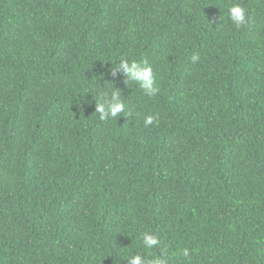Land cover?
I'll list each match as a JSON object with an SVG mask.
<instances>
[{
  "label": "trees",
  "instance_id": "obj_1",
  "mask_svg": "<svg viewBox=\"0 0 264 264\" xmlns=\"http://www.w3.org/2000/svg\"><path fill=\"white\" fill-rule=\"evenodd\" d=\"M145 232L169 264H264V0H0V264H130Z\"/></svg>",
  "mask_w": 264,
  "mask_h": 264
},
{
  "label": "clouds",
  "instance_id": "obj_2",
  "mask_svg": "<svg viewBox=\"0 0 264 264\" xmlns=\"http://www.w3.org/2000/svg\"><path fill=\"white\" fill-rule=\"evenodd\" d=\"M228 18L237 28L246 25L249 21L247 9L240 3H233L229 7ZM198 59L199 56L194 55L192 57L193 63ZM120 70H123L126 83H138L144 93L150 97L157 93L158 89L155 87L153 69L147 61L138 63L135 60L130 61L122 58L119 64L112 67L111 74L115 76ZM121 96V91L117 88H113L110 93L103 92L99 94V99L95 103V112L99 113L101 120L118 118L125 112L126 105L122 101ZM154 123H158V114L148 115L144 118L145 127L153 125ZM142 243L145 250L158 249L159 254L149 255L146 251L145 254L131 255L128 258L130 264H169L170 253L159 235L145 232L142 234ZM189 254L190 250L188 248H184L180 252V255L184 257H189Z\"/></svg>",
  "mask_w": 264,
  "mask_h": 264
}]
</instances>
